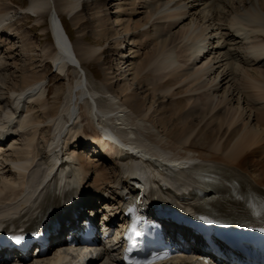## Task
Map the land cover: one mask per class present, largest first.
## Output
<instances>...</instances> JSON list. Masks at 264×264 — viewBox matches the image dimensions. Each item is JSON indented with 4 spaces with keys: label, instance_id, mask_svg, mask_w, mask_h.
<instances>
[{
    "label": "bare ground",
    "instance_id": "1",
    "mask_svg": "<svg viewBox=\"0 0 264 264\" xmlns=\"http://www.w3.org/2000/svg\"><path fill=\"white\" fill-rule=\"evenodd\" d=\"M100 1L107 4L108 0ZM79 2L64 0L61 6L63 11L83 21V14L76 15ZM118 2L117 24L103 27L99 34L121 45L124 38L121 39L119 30L115 28L118 25L133 41L130 44L133 45L131 55H134L128 61L122 57L118 66L126 62L130 64V74L137 86L120 94L126 107L133 108L135 116L125 123L126 119L113 107L100 109L81 81L77 83L79 97L65 110L67 123L58 125L59 130H56L59 134L53 137L48 130L60 115L56 111L52 114L49 107L51 81L46 83L44 74L40 77L24 73L17 75L20 64L14 52L17 45L14 38L18 36L14 23L7 18L9 9L0 8V115L14 125L19 124L12 130L13 134L0 144V169L19 177L22 182L20 189L11 182L3 183L0 204L11 199L20 200L23 193H26L25 205L34 203L36 185L44 181L47 172L36 171L30 177L26 171L41 156L44 144L52 141L56 153L49 155L52 146L44 152L49 156V171L52 172L63 161L62 165H67V168L60 173L62 180L77 174L79 189L76 193L84 192L81 196L86 200L90 198L87 200L89 205L97 204L94 200L96 195L105 200L103 208H108L110 216L107 217V213L104 216L106 220L112 217L109 221L111 225L120 218L117 212L126 197L124 186L129 177L125 174H133L139 167L140 160L134 156L129 155L124 161L117 156L126 152L127 147L138 149L139 155L166 161L167 164L162 165L166 170L161 173L173 175L182 191H189L192 182L197 186V181L201 182L202 191L207 189L201 205L206 212L218 214L222 208H231L236 202L244 208L250 204L257 205V201L264 198V0ZM24 10L40 19L49 15L50 29L56 40L52 47H43L41 54H33L34 45L23 42L29 46L25 52H32V55L25 53L22 72H29L31 66L39 72L42 63L47 65L51 61L56 70L63 73L67 68L85 69L92 60H103L101 52L104 50L97 43L88 47L79 45L80 41L76 45L73 43L54 0H29ZM105 15L111 20L109 13ZM57 17L70 41L68 45L62 41L64 32ZM37 20L39 22V18ZM196 42H201L197 50L194 48ZM150 44L154 50L152 53L148 51L146 58L137 64L135 59L141 56L140 50L144 51ZM119 50L120 54L123 53ZM152 76L158 79L152 82ZM108 80H104L106 88L114 89L115 84ZM83 95L89 99L84 105L88 106L85 108L87 111L80 103ZM175 96L180 105L178 109L175 106L171 108L169 115L165 100ZM99 117L102 119L100 122ZM143 129L154 137L151 139L154 142L145 141L137 133ZM131 132L137 133L139 139H134L135 142ZM153 143L162 144L175 153L168 155L164 151L167 148H158ZM91 144L98 145L95 155L87 151ZM117 145L121 147L116 149ZM141 178L147 182L149 176L144 173ZM162 179L170 180L163 176ZM24 185L27 187L23 188ZM60 190L66 193L68 189L61 186ZM59 205L61 196L53 191L47 193L40 207L46 211ZM3 209L0 217L12 213L11 207ZM64 249L35 260H0V264H74L71 252ZM97 249L93 247L80 251L75 248L72 251L85 262L88 252ZM113 256L115 254L108 258L113 261L110 258ZM101 258L102 254L94 261L90 258L88 263L95 264ZM115 258L118 259L117 256ZM113 264L120 262L117 260Z\"/></svg>",
    "mask_w": 264,
    "mask_h": 264
},
{
    "label": "rangeland",
    "instance_id": "2",
    "mask_svg": "<svg viewBox=\"0 0 264 264\" xmlns=\"http://www.w3.org/2000/svg\"><path fill=\"white\" fill-rule=\"evenodd\" d=\"M54 1H55L56 9L59 11L60 18L63 20V23L65 24L68 32L70 33L72 37L73 43L76 45L77 41H80L79 45L83 47H88L89 44L97 43V45L102 47V49L104 50L103 52H101L102 54L100 53L103 60L101 61L92 60L91 62L87 64V68L85 69H81L79 67L67 68L66 70H64L63 73L60 72L61 74L56 70V68L53 66L51 61L47 65L42 63L41 67H39L38 69L39 72H35L37 71L35 70V66L30 67L31 72L30 71L27 73L22 72V68H23L22 66L25 64L24 63L25 53L32 55V52L30 53L25 52V48L27 50L29 46L24 45L23 42L34 45L35 51L33 52V54H41L43 47L53 46L54 40L51 34L49 15L46 14L42 19H40V17L38 16H33L32 14H29L26 10H24L26 9V6L29 0H7V2L0 1V8L5 7V9H9L8 11L9 14L7 18L14 23L13 28H15L16 35L18 36V38H14L15 39L14 41L17 43L16 50H14V52L15 54H17V57L19 59L18 60L19 64L21 65V66L19 65V68H18L19 70L17 72V75L21 76L24 73L26 75H29L30 77H40L42 74H44L45 82L49 83V81H51V91H50V96H49L50 106L49 107L52 108L51 109L52 114H54L56 111L58 112V115L60 116L59 118L56 117V119L52 122L51 128L50 130H48V133L50 131V134L53 136H55L57 133L59 134L57 130H59L60 126L58 125H62L64 122H65L64 124L67 123L68 117H67V111L65 110L67 109V107H69V104H71V102L74 99L79 97V94L77 95L78 93L77 83L78 82L81 83V81L86 85V88L89 91L88 94L94 98L96 105L99 108L100 107H113L116 111H119L117 113L119 115H122L124 120L126 119L124 122L128 123L129 119L132 120L130 117L135 116V114L133 113L134 110L132 107H129L128 105L126 107V104H124L125 102L122 101L123 99L121 98L120 93L121 91H124V90L129 92L130 87H136L137 85H136V82L134 81V77L130 74L131 73V71L129 70L131 68L130 64L126 62L125 64H121V66H118V65L122 61V57H125L126 61H128L131 59L130 57L134 55V54L131 55L132 53L131 47L133 45L130 44L133 41H131L128 38V36L125 33H123V31L119 28L118 25L115 28L119 30L121 34V39L124 38L123 39L124 43L121 45H118V43H116L115 40H112L106 36H101L99 34V31L103 27H106V26L110 27V26H114L115 24H117L115 15H117V11L119 9V4H120L118 2L119 0H108L107 4H105V2H102V1L98 2L99 0H80L79 2L80 5L77 7V10H76L78 11L76 15L83 14L85 17L83 21L82 20L79 21L78 20L79 18H74L72 15H69L67 12L62 10L61 3L64 0H54ZM106 12L109 13L110 15L109 17H111V20H108V17L105 15ZM38 18H39V22L37 20ZM82 34H85V35L83 36ZM152 47L153 45L150 44L147 46L146 48L147 50L146 49L144 51L140 50L141 56H139V58L137 57L135 59V62L137 63L138 61L137 64H139L140 61H143L144 58H146L148 51L149 53H152V51L154 50V48ZM119 49H121V51L123 50V53L120 54ZM37 59H39L40 61L42 60L40 58H37ZM32 63L33 61L31 62V64ZM36 64H38V62ZM163 72H165V70ZM161 74H164V73H161ZM160 75L157 74L158 77ZM158 77H155L156 79L154 77L151 78V81L157 80ZM9 78L12 79L11 73H9ZM106 78L107 80L109 79L108 81H112L115 84L114 89L106 88V83H105L107 81ZM81 97L83 98L82 100H80V103L85 109L88 106L86 107L84 105L88 104L86 102L89 99L84 97V95ZM177 100H178L177 96L172 97V98H167L165 100L166 103L165 102L164 103L167 105V107L170 110L168 111L169 115L171 112V108H174V106L177 109L179 108L180 104L177 103ZM153 108L151 109V111L154 110ZM85 110L87 111L88 109H85ZM100 121H102V119L99 117V122ZM125 127L129 128L128 125L127 126L125 125ZM136 131L138 130L136 129ZM147 132L148 130L143 129V131H139L137 133L143 136V139H145V141H148L151 143L154 142V140H151L154 137L151 136L150 133L148 135ZM137 133L136 132L132 133L134 134L133 135L134 137L132 139L133 141L134 139H139L138 137H136ZM146 135L148 136L146 137ZM149 136H151V138ZM52 143L53 142L51 141L48 143L46 142L44 144L45 150L43 151V153H41V156L36 158V160L34 161L35 165L31 166L32 168L30 167L31 168L29 172L30 177L32 176L31 174H33L34 172L39 171L42 173L45 170H41V169L47 168L48 164H47L46 157H48V155H46V153L44 152L49 150L51 146H52L51 148L53 149L55 148L54 143L53 145ZM153 144L156 145L155 143ZM161 145L162 144H158L156 146L158 148H161V147L165 149L167 148V150H164V151H166L168 155H173L175 153L174 150L168 149V147H164L163 145L162 146ZM93 147L94 145H89L87 149V151L90 152L91 155H93L94 153ZM48 153H51V152H48ZM17 180H20V178L10 175L8 172H6V170L0 169V187L3 186V183L8 184L11 182L10 184L16 185L20 189V187L22 186V182L21 180L20 181H17ZM12 202L13 200L11 199L4 204H0V208L4 207V209L5 208L7 209L9 207H12V205L14 204V202L13 203ZM97 208L100 209V205H98ZM67 249L68 248H65L63 251ZM98 251L89 252V255L98 256L99 255ZM75 256H76L75 254L73 255L71 253L72 261L74 262V264H85L83 263V261H78L77 259H75ZM108 256H111V255L102 254V258L98 260L95 264H113L114 262L117 263V260H115L114 256L110 257L112 260L114 259L113 261H111L108 258Z\"/></svg>",
    "mask_w": 264,
    "mask_h": 264
},
{
    "label": "snow or ice",
    "instance_id": "3",
    "mask_svg": "<svg viewBox=\"0 0 264 264\" xmlns=\"http://www.w3.org/2000/svg\"><path fill=\"white\" fill-rule=\"evenodd\" d=\"M14 239L16 240L17 243H19L20 241H22L24 239L23 236H16L14 237Z\"/></svg>",
    "mask_w": 264,
    "mask_h": 264
},
{
    "label": "water",
    "instance_id": "4",
    "mask_svg": "<svg viewBox=\"0 0 264 264\" xmlns=\"http://www.w3.org/2000/svg\"><path fill=\"white\" fill-rule=\"evenodd\" d=\"M57 20H58V23H59V25L61 26V24H60V21H59L58 17H57ZM61 29H63V28H62V26H61ZM63 32H64V31H63ZM63 35H64V34H63Z\"/></svg>",
    "mask_w": 264,
    "mask_h": 264
}]
</instances>
